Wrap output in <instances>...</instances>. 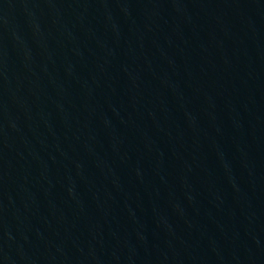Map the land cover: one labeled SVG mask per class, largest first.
<instances>
[{
    "label": "water",
    "instance_id": "95a60500",
    "mask_svg": "<svg viewBox=\"0 0 264 264\" xmlns=\"http://www.w3.org/2000/svg\"><path fill=\"white\" fill-rule=\"evenodd\" d=\"M0 264H264V0H0Z\"/></svg>",
    "mask_w": 264,
    "mask_h": 264
}]
</instances>
